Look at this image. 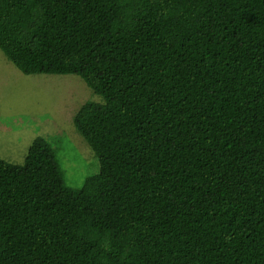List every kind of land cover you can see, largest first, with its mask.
I'll return each mask as SVG.
<instances>
[{
    "label": "trees",
    "instance_id": "1",
    "mask_svg": "<svg viewBox=\"0 0 264 264\" xmlns=\"http://www.w3.org/2000/svg\"><path fill=\"white\" fill-rule=\"evenodd\" d=\"M0 50L101 99L80 188L0 158V264H264V0H0Z\"/></svg>",
    "mask_w": 264,
    "mask_h": 264
},
{
    "label": "rangeland",
    "instance_id": "2",
    "mask_svg": "<svg viewBox=\"0 0 264 264\" xmlns=\"http://www.w3.org/2000/svg\"><path fill=\"white\" fill-rule=\"evenodd\" d=\"M155 11L146 4V18ZM100 100L79 77L25 75L0 50V158L22 165L32 142L43 138L55 152L65 184L80 188L98 173L99 164L72 117L85 102Z\"/></svg>",
    "mask_w": 264,
    "mask_h": 264
}]
</instances>
